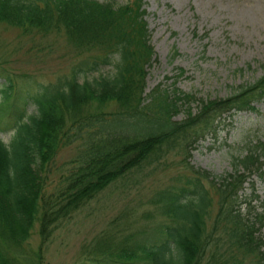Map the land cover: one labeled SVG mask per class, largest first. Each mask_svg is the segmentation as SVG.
Wrapping results in <instances>:
<instances>
[{"label":"trees","instance_id":"obj_1","mask_svg":"<svg viewBox=\"0 0 264 264\" xmlns=\"http://www.w3.org/2000/svg\"><path fill=\"white\" fill-rule=\"evenodd\" d=\"M144 13L143 0H0V25L34 43L64 36L76 52L68 75L18 91L15 75L0 62V130H13L8 142L0 137V264H15L10 250L36 221L43 240L58 218L128 171L160 160L179 140L191 150L219 130L222 114L231 119L264 102L263 73L224 97L201 100L197 113L189 106L186 118L176 120L195 96L174 86L176 78L145 92L153 48ZM105 64H113L111 74L100 72ZM92 72L98 75L89 79ZM72 144L71 165L48 188L50 163ZM246 149L232 158L231 171L209 179L195 169L184 182L159 189L152 201L165 219L129 232L117 249L102 236L104 248L77 264H203L206 255L213 264H264V196L253 192L251 178L262 174L264 139ZM203 179L215 194L208 229L211 199Z\"/></svg>","mask_w":264,"mask_h":264},{"label":"rangeland","instance_id":"obj_2","mask_svg":"<svg viewBox=\"0 0 264 264\" xmlns=\"http://www.w3.org/2000/svg\"><path fill=\"white\" fill-rule=\"evenodd\" d=\"M106 1L119 4L125 0ZM143 7L153 48L146 68L145 92L158 83L170 85L176 78L174 86L195 96L175 115L176 120L186 118L189 106L192 113H197L201 100L224 97L233 87L252 82L264 73V0H143ZM175 49L178 53L172 56ZM75 58L76 52L64 36H49L46 42L34 43L20 36L16 27L0 25V62L15 75V91L31 87L33 81H55L68 75ZM179 67L183 68L180 75ZM113 71V64L100 69L104 74ZM97 75L92 72L88 78ZM255 105V110L238 111L231 119L222 114L224 123L219 130L193 143L191 150L184 149L179 140L160 160L128 171L58 218L43 240L36 221L28 238L10 250L15 264H77L104 248L98 244L102 236L117 249L129 232L156 225L165 219L152 201L159 189L184 182L195 169L208 172L209 179L231 171L234 156L246 153V147L264 139V102ZM27 108L29 113L35 110L31 103ZM12 132L0 130V137L8 142ZM76 153V144L58 152L50 163L48 188L61 179ZM262 168L261 175L251 177L253 192L259 198L264 196V164ZM203 180L211 199L210 217L205 220L208 229L215 194L209 182ZM245 192L252 194L248 187ZM260 232L264 235V228ZM262 247L264 250V243ZM203 264H213L208 255Z\"/></svg>","mask_w":264,"mask_h":264}]
</instances>
